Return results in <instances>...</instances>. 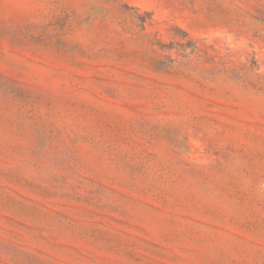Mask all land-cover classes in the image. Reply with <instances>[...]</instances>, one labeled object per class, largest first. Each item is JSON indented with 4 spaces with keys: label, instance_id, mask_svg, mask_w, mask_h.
<instances>
[{
    "label": "rangeland",
    "instance_id": "rangeland-1",
    "mask_svg": "<svg viewBox=\"0 0 264 264\" xmlns=\"http://www.w3.org/2000/svg\"><path fill=\"white\" fill-rule=\"evenodd\" d=\"M0 264H264V0H0Z\"/></svg>",
    "mask_w": 264,
    "mask_h": 264
},
{
    "label": "trees",
    "instance_id": "trees-1",
    "mask_svg": "<svg viewBox=\"0 0 264 264\" xmlns=\"http://www.w3.org/2000/svg\"><path fill=\"white\" fill-rule=\"evenodd\" d=\"M130 9L133 11V19L137 28L141 32H145L146 26H151L153 23L152 14L146 10L141 11L136 7H130ZM156 33L157 32H155L154 34ZM182 37L183 39H186V43L170 42L169 44H162L161 42H159L157 44L158 48L161 50V52H163V54L172 51L177 54V56L174 58L171 54L165 56L171 65L178 66L179 64L191 62L194 58L197 59V57H199L196 44L187 37V34L185 32H182ZM187 50H190L191 52L187 53ZM194 50L195 52L192 53V51ZM192 55H194L195 57H193Z\"/></svg>",
    "mask_w": 264,
    "mask_h": 264
}]
</instances>
